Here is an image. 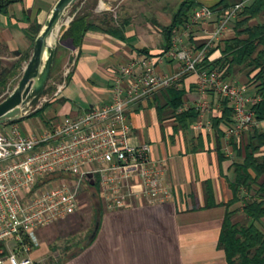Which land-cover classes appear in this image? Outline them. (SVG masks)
Masks as SVG:
<instances>
[{"label":"crops","instance_id":"1","mask_svg":"<svg viewBox=\"0 0 264 264\" xmlns=\"http://www.w3.org/2000/svg\"><path fill=\"white\" fill-rule=\"evenodd\" d=\"M185 1L176 0V5L172 4L171 18L166 21L163 15L164 0H80L72 9L70 22L77 15H88L90 20L98 21L109 14L116 28L122 22L128 25L120 37L104 30L89 31L79 46H74L70 39L60 42L69 22L59 37V51L54 62L55 77L65 85L45 112L48 124L44 123L41 128L49 127L50 122L57 118L75 117L109 104L115 79L120 69L132 58H148L158 71L177 73L181 64L163 53L166 41L160 26L170 25L174 14ZM196 1L211 9L222 0ZM227 1L248 6L254 0ZM56 2L23 0L10 5L5 14L0 12L2 67L9 68L21 56L29 51L31 53L27 30L35 21L42 26ZM216 19L217 16H214L206 27L200 24L193 26L189 36L181 37L182 45H189L192 52L197 51L208 41ZM261 22L264 23V14L251 24ZM232 23L226 35L209 49L214 51L211 54L207 52L208 63L221 57L220 50L216 48L222 39L233 36ZM71 63L74 64L73 69L64 77L65 69ZM26 64H22L21 74L16 77L18 81ZM197 69L210 71L213 67H207L202 61ZM234 76L236 73L231 78ZM231 78L225 80L231 82ZM196 80V75L189 73L176 85L177 89L185 91L184 105L177 111L170 107L172 98L168 88H165L150 97L139 99L126 112L127 123L131 126V144L150 146V159L161 172L163 185L170 197L151 201L142 195L143 187L137 180L123 182L122 192L129 195L127 206L113 209L103 200L97 230L90 243L60 264H229L218 243L227 211L226 204L233 197L230 184L235 174L231 165L237 158L234 151L228 152L230 142L225 139L232 121L220 125L224 137L216 135L213 119L221 118L227 101L213 92L200 94ZM247 95L252 96L248 90ZM199 101L207 102L209 110L201 113L197 108ZM190 108L198 112L199 117L192 125L184 126L177 115ZM197 123L201 127L196 129L194 126ZM208 123L210 126L206 127ZM261 126L264 129V123ZM0 128L5 127L0 125ZM40 129L34 132L28 128L27 133H39ZM93 185L89 188L95 190ZM235 208H239V205L235 204L230 209ZM233 221L246 224L248 218L240 209ZM50 226L39 229L37 238L41 230ZM46 251V246L39 241V248L32 257L40 262V257Z\"/></svg>","mask_w":264,"mask_h":264},{"label":"built area","instance_id":"2","mask_svg":"<svg viewBox=\"0 0 264 264\" xmlns=\"http://www.w3.org/2000/svg\"><path fill=\"white\" fill-rule=\"evenodd\" d=\"M243 7L239 3L222 11L208 41L192 52L189 45H182L181 37L189 36L193 26L206 27L218 16V12L206 6L195 9L188 24L174 30L173 45L165 53L181 64L177 73L160 72L151 59L137 56L120 69L109 104L75 117L57 118L35 134H23L17 124L1 129L0 264H40L32 257L39 248L36 232L76 212L82 184L89 187L92 182H98V195L113 209L127 206L129 195L123 194L122 184L128 180H137L143 187L142 195L151 201L170 197L161 172L150 159V146H134L130 141L131 126L126 112L139 99L176 86L189 73L195 74L200 94H218L232 109V123L225 134L228 142H238L259 126L252 111L258 97L248 96L246 88L225 80L218 69H197ZM70 20L71 17L65 27ZM73 66V63L67 65L64 77ZM64 85V82L55 84L53 97L42 98L36 110L51 102ZM209 107L205 101L197 103L201 113ZM209 126L208 123L206 127ZM199 127V123L194 126ZM227 150L231 151L229 143ZM63 176L73 179L68 182L61 179Z\"/></svg>","mask_w":264,"mask_h":264},{"label":"trees","instance_id":"3","mask_svg":"<svg viewBox=\"0 0 264 264\" xmlns=\"http://www.w3.org/2000/svg\"><path fill=\"white\" fill-rule=\"evenodd\" d=\"M22 1L0 0V12L5 14L10 5L21 3ZM236 4H230L227 0H222L212 7L211 10L218 12V18L222 11ZM201 6L196 0H186L174 14L171 24L160 26L166 41L163 49L164 54L173 45L174 30L184 28L189 22L191 12ZM238 14L236 19L232 21L234 23L233 36L229 39H222L217 45L216 49L220 50L221 57L212 63L207 62L209 56L203 61V64L207 67L212 66L213 69L223 72L224 79L231 78L236 71H246V86L253 87L254 96L259 98V101L252 106L255 120L259 123V126L249 130L238 142H235V140L230 142V149L234 151L237 158L234 164L231 165L235 174L234 180L230 184L231 190H233V197L226 204L227 211L222 224L218 246L224 251L229 264H264V129L261 126L264 123V23L251 24L253 20L264 14V0L252 1L248 6H244ZM126 25H128L126 22H122L119 23L120 27L116 28L114 19L109 14H105L103 19L98 21L90 20L88 15H77L74 16L68 28L64 32L62 31L60 42L70 39L74 46H79L85 34L95 30H104L113 36L120 37ZM40 29L41 25L35 21L27 30L31 48ZM58 51L59 46L56 48L54 62ZM213 51L209 50V54ZM29 57L30 51L26 55L21 56L9 68L0 65V97L4 95L8 88L12 90L13 86L16 85L18 82L16 77L21 74L22 64L24 62L27 63ZM55 66L56 64L54 63L49 81L55 77ZM55 79L59 81V84L62 83L58 77H55ZM55 89L53 86L46 87L40 97L44 93L54 94ZM168 91L172 98L169 104L170 107L175 111L182 108L185 96L184 89H177L176 86H171ZM40 97L33 102V105L38 104ZM52 103V101L46 103L26 118L5 124L3 127L19 124L24 119L32 117H41L40 119L45 124H48L45 119V112ZM232 115V109L228 107V102H225L221 118L213 119V127L216 130V135L220 138L224 137L223 132L219 129L220 125L229 124L232 121ZM177 117L180 123L186 126L196 122L199 114L193 108H190L178 114ZM93 186L98 194V182H95ZM235 204H238L239 208L230 209ZM240 209L248 218L246 224L233 221L234 216L240 212ZM90 241L89 237L87 244ZM62 262L64 261L60 263Z\"/></svg>","mask_w":264,"mask_h":264},{"label":"rangeland","instance_id":"4","mask_svg":"<svg viewBox=\"0 0 264 264\" xmlns=\"http://www.w3.org/2000/svg\"><path fill=\"white\" fill-rule=\"evenodd\" d=\"M176 5V0H164V17L166 21H169L171 18V7ZM155 5V4H154ZM72 13V11H71ZM71 13L69 17H71ZM233 24V23H232ZM65 25L60 29L61 32L58 34L57 45L59 37L64 29ZM227 33V32H226ZM226 33L224 35H226ZM236 76L238 79L235 80L231 78V82L237 84L238 86H242L246 88L252 96H254V89L251 86H246V71H236ZM236 81V82H235ZM17 84V83H16ZM55 84H59V81L55 79H51L48 81L47 85L49 87H55ZM46 85V87H48ZM16 85L13 86V88ZM12 88V89H13ZM11 92V90L6 91L4 95L0 97V99L6 98L7 94ZM53 97V94H43L39 101L42 98ZM2 99V100H3ZM1 100V101H2ZM0 101V102H1ZM47 103H50L47 102ZM44 103L43 105H45ZM42 105V106H43ZM51 105V104H50ZM37 105L31 106L29 112L24 117L26 118L30 114L36 111ZM41 117H32L28 119H24L20 124V132L23 134L27 133L28 128H31L34 132L39 131L41 126L44 125V122L40 119ZM1 131V128H0ZM61 179L70 182L73 177L71 176H63ZM103 198H101L95 190L89 188L88 185H81L79 190V205L76 212L68 217L66 220L54 224L44 230H41L38 233V240L42 243V245L46 246L47 253L40 257V264H58L61 261H65L71 255L75 254L81 247L88 243L89 237L92 235L95 230L96 224L98 222L99 214H100V205L103 203ZM103 206V205H102Z\"/></svg>","mask_w":264,"mask_h":264},{"label":"water","instance_id":"5","mask_svg":"<svg viewBox=\"0 0 264 264\" xmlns=\"http://www.w3.org/2000/svg\"><path fill=\"white\" fill-rule=\"evenodd\" d=\"M80 0H57L35 38L30 57L16 86L0 102V125L24 118L44 92L53 68L60 29ZM94 183L92 182L91 185ZM97 226L90 239L93 238Z\"/></svg>","mask_w":264,"mask_h":264}]
</instances>
